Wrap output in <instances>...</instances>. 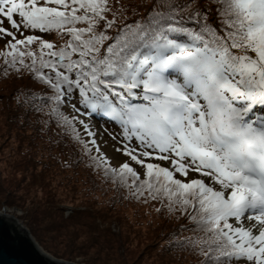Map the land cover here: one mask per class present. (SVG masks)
I'll return each instance as SVG.
<instances>
[{"label":"snow or ice","instance_id":"obj_1","mask_svg":"<svg viewBox=\"0 0 264 264\" xmlns=\"http://www.w3.org/2000/svg\"><path fill=\"white\" fill-rule=\"evenodd\" d=\"M11 78L193 264H264V0H0Z\"/></svg>","mask_w":264,"mask_h":264},{"label":"rangeland","instance_id":"obj_2","mask_svg":"<svg viewBox=\"0 0 264 264\" xmlns=\"http://www.w3.org/2000/svg\"><path fill=\"white\" fill-rule=\"evenodd\" d=\"M105 127L111 129L112 125L99 119L93 121L98 139L107 138ZM104 150L112 155L110 145ZM27 175L21 168H15V164L3 172L2 177H12L15 181H9L13 200L0 193V212L16 213L30 223L45 250L58 254L59 260L67 258L81 264H177L175 259L169 260L175 257L183 264H191L192 259L185 253L166 248L164 239L157 236L156 225L149 226L144 219L135 221V212L147 213V208L126 202L113 205L101 197L108 191L106 186L84 185L68 169L51 173L39 167L30 177ZM84 193L89 194L88 198ZM85 200L95 231L93 235L86 231L83 236L79 235V228L85 226L84 217L75 215L74 207ZM102 217L110 220L102 221ZM107 227L118 234V239L108 234Z\"/></svg>","mask_w":264,"mask_h":264},{"label":"trees","instance_id":"obj_3","mask_svg":"<svg viewBox=\"0 0 264 264\" xmlns=\"http://www.w3.org/2000/svg\"><path fill=\"white\" fill-rule=\"evenodd\" d=\"M26 85H29L27 79H0V187L3 188L0 189V193L5 195L6 199L13 200L12 192L9 189V181H15V179L12 177H2L3 172H7L10 164H15V168H21L22 173L29 174L26 177H30L31 173L37 171L39 167L47 169L51 173L55 171H66L68 169L70 173H73L76 180L82 181L84 185L91 184L97 188L103 187L101 185L103 183L101 180L102 177L86 167V158H81V153L77 145L67 137L57 135L58 129H45L39 123L37 116L29 115L27 117H21L22 110L17 107L13 99V93L16 89L23 88ZM56 148H58L59 154L54 151ZM63 163H65V166ZM84 196L88 198L89 194L84 193ZM101 197L105 200L109 199L113 205L121 203L122 201L139 206L142 209L147 208V213L139 210L135 212V221L137 222V219H144L145 224L149 226L156 225L157 231L159 232L157 236H161L160 239H164L163 242L166 248L181 252L169 245L171 233L179 225L169 222L163 215H158L153 210L151 204L123 199L113 188H108L105 195L102 193ZM78 206L82 208H78ZM74 209L76 210L75 215L84 217L82 220L85 226L79 228L81 229V234L79 235L86 236V231H91L93 235L95 223L92 221V216L88 214L87 210L89 207L87 206V201H81L78 205H75ZM101 220L108 222L110 218L102 217ZM105 230L108 231L111 237L118 239V234L111 232L109 227L105 228ZM98 239L100 241L102 240L101 237ZM185 254L189 256L188 258L192 259L190 263L193 264L194 258L188 253ZM174 259L177 264H183L175 257L169 260L172 262Z\"/></svg>","mask_w":264,"mask_h":264},{"label":"water","instance_id":"obj_4","mask_svg":"<svg viewBox=\"0 0 264 264\" xmlns=\"http://www.w3.org/2000/svg\"><path fill=\"white\" fill-rule=\"evenodd\" d=\"M0 264H81L45 250L33 226L16 213H0Z\"/></svg>","mask_w":264,"mask_h":264},{"label":"bare ground","instance_id":"obj_5","mask_svg":"<svg viewBox=\"0 0 264 264\" xmlns=\"http://www.w3.org/2000/svg\"><path fill=\"white\" fill-rule=\"evenodd\" d=\"M1 213V212H0Z\"/></svg>","mask_w":264,"mask_h":264}]
</instances>
